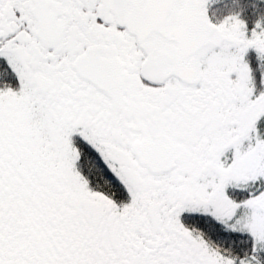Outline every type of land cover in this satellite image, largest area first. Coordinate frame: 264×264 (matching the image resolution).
<instances>
[{"label":"snow or ice","instance_id":"1","mask_svg":"<svg viewBox=\"0 0 264 264\" xmlns=\"http://www.w3.org/2000/svg\"><path fill=\"white\" fill-rule=\"evenodd\" d=\"M0 264H264V0H0Z\"/></svg>","mask_w":264,"mask_h":264}]
</instances>
